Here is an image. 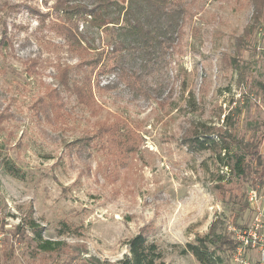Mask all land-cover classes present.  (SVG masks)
Listing matches in <instances>:
<instances>
[{
    "label": "rangeland",
    "instance_id": "1",
    "mask_svg": "<svg viewBox=\"0 0 264 264\" xmlns=\"http://www.w3.org/2000/svg\"><path fill=\"white\" fill-rule=\"evenodd\" d=\"M57 3L0 0V114L6 115L0 123V263L93 264L95 258L115 264L129 253L127 241L150 226L149 240L159 246L166 264H199L192 255H180V249L208 233L218 218L224 233L236 238L256 232L263 239L264 190L247 189V197L257 191L261 222L252 207L236 220L231 186L217 185L220 176L232 177L229 170L209 151L196 154L184 143L205 126L223 125L235 106L243 107L241 134L252 135L264 120V18L242 51L237 49V38L251 23L249 0H183V31L156 63L146 86L149 94L124 84L96 91L102 111L93 117L64 92L68 115L49 123L33 106L48 85L57 86L58 66H72L78 78L81 58L112 50L111 35L94 28L90 34L97 49L76 51L57 28L64 19ZM75 24L81 31L88 27L84 19L67 22ZM121 25L128 26L123 20ZM113 80L103 76L100 85ZM246 96L251 102L244 108ZM116 118L138 136V150L127 160L100 150L102 140H90L83 155L69 147L94 134L101 121ZM4 160L19 167L25 179L7 174ZM31 211L44 239L64 242L59 255L34 252L31 230L18 234L16 227ZM63 224L77 233L60 235ZM222 256L234 264L232 256ZM260 260L257 251L249 254L251 264Z\"/></svg>",
    "mask_w": 264,
    "mask_h": 264
},
{
    "label": "trees",
    "instance_id": "2",
    "mask_svg": "<svg viewBox=\"0 0 264 264\" xmlns=\"http://www.w3.org/2000/svg\"><path fill=\"white\" fill-rule=\"evenodd\" d=\"M249 3L252 7L251 23L244 34L237 38L238 52L242 51L248 43L247 39L264 18V0H249ZM57 9L64 15L63 21L57 25L59 32L68 38L80 54L97 49L93 46L90 34V29L94 28L111 35L112 50L107 53L99 51L89 59L81 58L76 66L78 78L73 76L72 66H58L54 75L57 86L48 85L44 96L33 106L37 110L36 114L49 123H60L68 115L64 92L74 96L78 105L88 110L93 117L102 111L96 91L103 93L124 84L136 92L149 94L146 86L150 85L149 79L156 69V63L179 40L187 14L183 0H58ZM74 19L86 20L87 29L81 31L79 24L68 26L67 22ZM122 20L127 23V27L121 25ZM121 33L127 34L126 39L120 37ZM33 63L36 65V61ZM106 75L114 76L115 80L101 86L100 78ZM260 90L264 95V84H261ZM250 102L251 99L246 96L244 108ZM242 112L241 106L230 108L223 125L213 128L205 126L204 131L184 138L191 152L197 154L209 151L218 164L229 170V176L232 177L220 176L217 185L222 189L223 186H231L229 200L236 204L233 207L237 211L236 220L250 209L247 189L254 186L264 190V120L255 125L252 135L241 134L237 129ZM5 119L6 115L1 113L0 123ZM136 138L138 136L134 128L116 118L113 121H101L94 134L76 139L69 147L83 155L90 140H102L105 144L99 147L100 150L106 149L112 156L127 160L138 150ZM2 164L10 176L25 179V173L11 161L4 160ZM223 224L221 219H216L208 233L198 234L194 241L180 249V255H192L199 264H227L222 253L233 257L239 242L230 233L221 231ZM16 230L18 234L31 230L32 240L36 244L34 252L37 254L59 255L64 249V242L44 239L43 228L34 219L32 211ZM151 232L150 226H146L128 240L129 253L115 264H166L159 246L149 240ZM60 233L75 234L77 230L63 224ZM92 261L93 264H110L95 258Z\"/></svg>",
    "mask_w": 264,
    "mask_h": 264
},
{
    "label": "built area",
    "instance_id": "3",
    "mask_svg": "<svg viewBox=\"0 0 264 264\" xmlns=\"http://www.w3.org/2000/svg\"><path fill=\"white\" fill-rule=\"evenodd\" d=\"M247 198L250 207L255 210L258 216L257 222H261L260 217L263 214V209L259 206L257 191L251 190ZM260 227L261 225H256V229ZM236 240L239 242V246L232 257L234 264H251L249 261V254L254 251H257L261 255L260 264H264V238H258L256 232H241L236 236Z\"/></svg>",
    "mask_w": 264,
    "mask_h": 264
}]
</instances>
